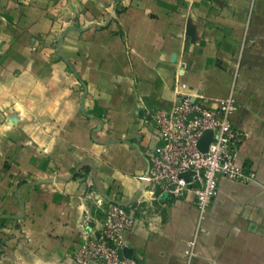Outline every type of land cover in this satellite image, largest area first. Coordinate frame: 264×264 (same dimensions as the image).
<instances>
[{
    "label": "crops",
    "instance_id": "1",
    "mask_svg": "<svg viewBox=\"0 0 264 264\" xmlns=\"http://www.w3.org/2000/svg\"><path fill=\"white\" fill-rule=\"evenodd\" d=\"M234 83L255 178L222 179L201 220L193 191L142 180L152 114ZM110 202L135 211L122 253L142 264H264V0H0V264H77Z\"/></svg>",
    "mask_w": 264,
    "mask_h": 264
},
{
    "label": "built area",
    "instance_id": "2",
    "mask_svg": "<svg viewBox=\"0 0 264 264\" xmlns=\"http://www.w3.org/2000/svg\"><path fill=\"white\" fill-rule=\"evenodd\" d=\"M238 76L237 70L235 78ZM235 86L234 83L227 97L213 103L205 94L195 93L183 84L176 90L172 107L152 114L161 142L152 153L149 172L142 180L159 195L170 194L177 200L193 191L201 220L216 200L222 179L248 183L255 178L253 172L236 163L245 133L233 120L238 107ZM207 129L213 130V140L204 152L198 144ZM187 172L193 173L190 179L182 176ZM138 221L133 209L110 202L100 232L85 230L73 259L77 264H142L138 256L122 253L127 235Z\"/></svg>",
    "mask_w": 264,
    "mask_h": 264
},
{
    "label": "water",
    "instance_id": "3",
    "mask_svg": "<svg viewBox=\"0 0 264 264\" xmlns=\"http://www.w3.org/2000/svg\"><path fill=\"white\" fill-rule=\"evenodd\" d=\"M212 140H213V130L212 129L205 130L198 144L199 149L204 152L208 151ZM192 175H193L192 172H187L184 173L182 176L190 179Z\"/></svg>",
    "mask_w": 264,
    "mask_h": 264
}]
</instances>
